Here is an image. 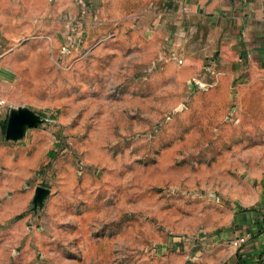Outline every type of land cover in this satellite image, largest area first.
<instances>
[{"label":"rangeland","instance_id":"obj_1","mask_svg":"<svg viewBox=\"0 0 264 264\" xmlns=\"http://www.w3.org/2000/svg\"><path fill=\"white\" fill-rule=\"evenodd\" d=\"M85 1L0 0L31 24L0 51V264H213L264 201V101L177 74L165 2Z\"/></svg>","mask_w":264,"mask_h":264},{"label":"crops","instance_id":"obj_2","mask_svg":"<svg viewBox=\"0 0 264 264\" xmlns=\"http://www.w3.org/2000/svg\"><path fill=\"white\" fill-rule=\"evenodd\" d=\"M64 1L70 12L75 10L77 1ZM161 2H165V8H154L149 13L150 23H156L162 10L170 23L165 26V48L174 52L169 61L177 67L178 75L183 79L199 76L208 60L217 65V83H240L242 96L253 97L256 92L264 101V0H183L185 9L170 0ZM9 18L0 10V51L14 49L31 25L19 20L10 24ZM233 218L227 233L215 235L213 242L208 241V235L201 239L213 254V264H236L238 258L243 264H264V238L258 232L264 229V201L250 211H235ZM241 235L250 237L237 249L231 241Z\"/></svg>","mask_w":264,"mask_h":264},{"label":"built area","instance_id":"obj_3","mask_svg":"<svg viewBox=\"0 0 264 264\" xmlns=\"http://www.w3.org/2000/svg\"><path fill=\"white\" fill-rule=\"evenodd\" d=\"M172 3H175V4H178L179 6H181L183 9H185V5L183 3V0H170ZM78 2L80 4H82V10L84 12L85 10V5H84V2L83 0H78ZM264 227V226H262ZM257 232V231H256ZM258 232H260L262 235H263V238H264V229L263 230H259ZM250 236L248 235H241V236H238L236 238H234L232 241H231V245L234 246L235 248H241L247 241V239L249 238ZM261 254L264 256V242H263V246L261 248ZM236 264H243L239 258L237 259V262Z\"/></svg>","mask_w":264,"mask_h":264}]
</instances>
